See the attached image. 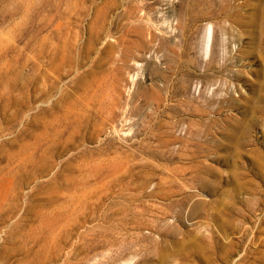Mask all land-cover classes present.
<instances>
[{
	"label": "rangeland",
	"instance_id": "374dc122",
	"mask_svg": "<svg viewBox=\"0 0 264 264\" xmlns=\"http://www.w3.org/2000/svg\"><path fill=\"white\" fill-rule=\"evenodd\" d=\"M0 264H264V0H0Z\"/></svg>",
	"mask_w": 264,
	"mask_h": 264
},
{
	"label": "bare ground",
	"instance_id": "6f19581e",
	"mask_svg": "<svg viewBox=\"0 0 264 264\" xmlns=\"http://www.w3.org/2000/svg\"><path fill=\"white\" fill-rule=\"evenodd\" d=\"M59 2V1H58ZM42 21L44 24H51L56 22L57 20L60 19V13L58 6L56 4H51L50 10L48 13L46 12L42 17Z\"/></svg>",
	"mask_w": 264,
	"mask_h": 264
}]
</instances>
